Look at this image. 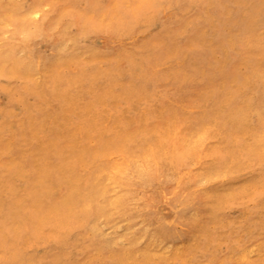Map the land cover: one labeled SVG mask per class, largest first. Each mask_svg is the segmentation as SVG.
Wrapping results in <instances>:
<instances>
[{
    "label": "rangeland",
    "instance_id": "1",
    "mask_svg": "<svg viewBox=\"0 0 264 264\" xmlns=\"http://www.w3.org/2000/svg\"><path fill=\"white\" fill-rule=\"evenodd\" d=\"M152 1L0 0V217L25 233L0 237L1 264L14 254L40 262L55 250L42 240L72 206L46 222L33 209L39 198L59 204L76 177L166 156L177 130L189 141L187 170L201 181L193 193L204 210L188 214L186 234L175 225L176 246L147 264H264V0ZM6 53L36 56L37 70L13 76ZM143 196L134 191V214ZM127 226L149 239L140 217L123 216L101 222L100 236L72 230L65 258L85 257L82 236L95 244L84 264H103L97 248L114 240L125 249Z\"/></svg>",
    "mask_w": 264,
    "mask_h": 264
},
{
    "label": "bare ground",
    "instance_id": "2",
    "mask_svg": "<svg viewBox=\"0 0 264 264\" xmlns=\"http://www.w3.org/2000/svg\"><path fill=\"white\" fill-rule=\"evenodd\" d=\"M156 1H152V7L155 6ZM175 30L177 28H173L166 36L164 35L166 39L173 36ZM243 32L242 29L241 33ZM155 49L158 51L159 46L155 45ZM4 55L2 61L9 63V72L13 76L28 78L37 70L35 64L37 58L32 54V57L28 59H19L14 53ZM154 60L152 56L143 58V62L149 66ZM47 63L48 60H45L43 67H46ZM79 79L80 76L76 75L71 81L77 82ZM151 79L156 82L160 80L159 76L154 73H152ZM84 81L87 82L86 79ZM52 86L55 87L53 83ZM174 141L175 145L170 148L166 156L153 152L140 160L141 162L115 163L102 171L96 169L95 176L91 175L85 179L76 177L73 188L61 195L59 204L53 203L49 194L39 198L33 209L39 214L46 213L48 215L45 218L46 222H49L51 219L49 216L52 213H58L66 205L72 206L73 213L57 221L58 228L55 232L43 238V245L48 246L53 243L55 249L53 253L46 255L44 260H40V262L26 261L23 257L14 254L9 256V260H11L9 263L56 264L64 262V264H84L86 258L90 256L88 254L89 248L95 247V244L89 242L87 244L85 238L79 236L77 241L84 244L85 257L82 254L74 260L68 261L65 258L66 249L62 248V245L69 233L74 229L78 231L86 229L91 231L94 236H100L99 225L101 222H112L116 225L123 216H127L130 220L140 217L145 228H149L147 232L149 239L141 242V238L145 236L146 232L144 230L137 233L130 232V228L127 226L125 228L128 229L125 234L127 240L125 249H117L114 240L103 241L99 245L100 248H97L99 257L104 261L103 264H147L154 258H161L167 251L166 244L168 242L176 246V241L180 235L175 233L174 226L179 225L183 231L182 234H186L188 225H190L188 214L204 210L201 199L193 193L194 189H201V181L187 170L188 161H194L188 155L189 141L184 139L181 130L174 133ZM262 141L264 142V132ZM210 170L204 178L206 181H210L217 173V164L214 163ZM60 178H70V175L63 173ZM137 188H142L144 194L139 203L140 214H134L130 205L133 193ZM175 209H178V213L175 212ZM4 213L2 212L0 217V237L7 238L11 234V228L14 235L9 241H15L24 236L25 233L19 225H11L10 229H6L8 223ZM5 226L6 228H4ZM2 246L3 244H1Z\"/></svg>",
    "mask_w": 264,
    "mask_h": 264
}]
</instances>
